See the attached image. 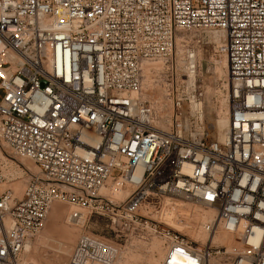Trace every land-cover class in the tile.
Returning <instances> with one entry per match:
<instances>
[{
	"label": "built area",
	"instance_id": "built-area-1",
	"mask_svg": "<svg viewBox=\"0 0 264 264\" xmlns=\"http://www.w3.org/2000/svg\"><path fill=\"white\" fill-rule=\"evenodd\" d=\"M191 39L227 61L220 138ZM151 61L162 63L157 100L142 90ZM0 90V141L37 168L20 197L0 189V264H27L57 200L105 205L158 234L159 264H264V0H0ZM202 209V229L223 243L181 232ZM120 252L83 233L65 264H114Z\"/></svg>",
	"mask_w": 264,
	"mask_h": 264
},
{
	"label": "rangeland",
	"instance_id": "rangeland-1",
	"mask_svg": "<svg viewBox=\"0 0 264 264\" xmlns=\"http://www.w3.org/2000/svg\"><path fill=\"white\" fill-rule=\"evenodd\" d=\"M181 44L182 43H180V47ZM188 46L192 47L196 51L201 65L200 84L204 92V113L206 120V116L209 113L207 109L208 105L214 106V116H216L215 114L218 110V106L222 104V102L227 104L225 75L223 74L224 76H218L216 71V67L224 60V57L212 43L206 44L204 41L191 39L188 41ZM158 64L159 66H156L157 64L155 66L161 67V64ZM152 66L153 65H146V68ZM150 79H152L151 76L148 77L147 81ZM147 81L143 82L142 85L144 96L148 99L157 100L160 96L159 94H162L160 86H156L155 82L147 83ZM3 94L4 91L0 90V100ZM0 154V173L3 175L0 182V189H9L12 193H14V196H18L21 193L22 188L25 187L24 185H26L29 181L30 177L37 172V168H35V165L27 158L15 155L4 145L2 141H0ZM24 159L27 162L29 161L30 167L25 165L23 161ZM13 187L17 188V190L13 189ZM107 187H109V189ZM113 192V190H110V186H106V194L101 192L100 194L106 196H110L111 194L114 199L119 200L125 199L127 196V192L125 191ZM55 203L60 204L64 209L60 222L61 225H56L51 231L46 230L45 227L50 214L48 211L39 234L30 240L29 250H25L23 253V260L27 264H65L76 239L83 233L92 234L119 245L121 252L114 264H159L165 253V250H163V255L162 253L160 255L153 247L154 243L159 242L163 249H165V243L158 234L149 232L147 228H138L120 216L110 214L105 205H103L102 208H98L97 212L90 213L88 208H85L84 206H76L58 200L52 202L51 206ZM76 210L83 214V218L80 220L79 218L73 220L70 219V212ZM113 212L115 213V210ZM66 217H68V221L70 223L66 220ZM187 221L189 223L191 222V229L187 230V228H183L181 232L190 238H194L192 235L198 230L199 218L190 217L187 218ZM65 226L72 230V233L74 234L68 244L65 243L62 237L64 236L62 234L64 232L62 231H64ZM172 226L174 228H179V226ZM60 228H63L61 233L59 231ZM58 234L62 236L60 237ZM220 237L221 236L218 238ZM221 242L223 243V241L217 240V243ZM198 244H200V241ZM219 245L220 244H218V246ZM224 246H226V244H224ZM218 263L226 264L224 260L216 257H213L209 261V264Z\"/></svg>",
	"mask_w": 264,
	"mask_h": 264
},
{
	"label": "bare ground",
	"instance_id": "bare-ground-1",
	"mask_svg": "<svg viewBox=\"0 0 264 264\" xmlns=\"http://www.w3.org/2000/svg\"><path fill=\"white\" fill-rule=\"evenodd\" d=\"M179 38L180 37H178L177 36V39H176V44H177V46L180 48V41H179ZM210 40H213V41H219L220 40V37L217 35V34H210ZM224 57V56H223ZM154 63V64H153ZM157 65H156V64ZM158 63H160L161 64V67H156V66H159V64ZM146 65H153L152 67H155V68H153L154 69V71H155V74L154 75H148V74H146V76H145V80H144V82H146L147 81V79H148V77L149 76H151L152 77V79H150V80H148L147 81V83H149V82H155V84H156V86H157V74H158V72L162 69V63H161V61H151V62H147V63H145V65H144V68H145V72L147 71V69L148 68H150V67H148V68H146ZM156 65V66H155ZM151 67V68H152ZM216 71H217V74H218V76H221V75H227V61H226V58L224 57V60L219 64V66H217L216 67ZM223 75V76H224ZM225 78V77H224ZM160 96H159V98L161 97V95L162 94H159ZM224 101V100H223ZM210 103V102H209ZM220 103H221V101H220ZM207 109H208V111H209V113H208V115L206 116V125H207V127H208V129L210 130V133L213 135V136H217L218 138H220L222 135H223V132L225 131V129L227 128V126H228V117H227V113H228V105L227 104H225L224 102H222V104H220L219 106H218V110L216 111V116H214V106L213 105H208L207 106ZM5 145V144H4ZM6 146V145H5ZM7 147V146H6ZM8 148V147H7ZM9 149V148H8ZM10 150V149H9ZM1 155V154H0ZM20 157H24V158H27L28 160H30L28 157H25V156H20ZM24 161V163H25V165H27V166H29L30 167V163H29V161L27 162L25 159L23 160ZM31 161V160H30ZM32 162V161H31ZM33 163V162H32ZM34 164V163H33ZM35 168H36V166H34ZM33 167V168H34ZM34 168V169H35ZM32 169V168H31ZM35 171V170H34ZM25 186V185H24ZM14 187H16V186H14ZM13 187V189H15V190H17V188H14ZM23 189H24V187L22 188V191H21V193L18 195V196H15V197H20L21 196V194H22V192H23ZM120 191H125V192H127V194H128V190H126V189H121ZM119 191V192H120ZM100 192L101 193H105L106 192V188H101V190H100ZM122 193V192H121ZM14 194V193H13ZM106 194V193H105ZM54 202V201H53ZM52 204V203H51ZM51 204H50V206H51ZM50 206H49V209H48V211L50 212V214H49V218H48V221H47V224H46V230H49V231H51V230H53L54 229V227L56 226V225H58V224H60V222H61V217H62V213H63V208H62V206L60 205V204H58V203H55V204H53L52 206H51V208H50ZM77 211V210H76ZM78 212V211H77ZM71 213V212H70ZM211 214H212V212L210 211V210H204V209H202L201 211H200V213H199V216L198 217H195V218H199V226L196 224L197 223V219H196V223H194V224H196L197 226H198V230H197V232H195V234H193L192 236L195 238V239H198L201 243H205L206 241H210L211 239H213L214 240V242L216 241L217 242V240H220V241H223L224 242V235H216V236H214V237H211V236H207V234L204 232V230L202 229V227H201V224L203 223V222H205V221H208L209 220V217L211 216ZM68 216H69V214H68ZM82 218V217H81ZM80 218V219H81ZM79 219V220H80ZM191 219H193V218H191ZM190 219V220H191ZM66 220L68 221V217H66ZM78 220V221H79ZM195 220V219H194ZM69 222V221H68ZM70 223V222H69ZM191 223V222H190ZM82 224V223H81ZM61 225V224H60ZM62 225H63V223H62ZM195 226V225H194ZM59 227H61V226H59ZM197 228V227H196ZM56 229V228H55ZM57 229H58V227H57ZM61 230H63V228L61 229L60 228V233H61ZM188 230V229H187ZM62 232H64V233H62L64 236H62L63 237V239H64V241H65V243H67L68 244V242L69 241H71V239H72V236L74 235L72 232V230H70L67 226H65V228H64V231H62ZM57 233V232H56ZM59 236H60V234H58ZM60 236V237H61ZM219 236H221L220 238H218ZM74 238V237H73ZM62 239V240H63ZM30 242V241H29ZM29 242H27V244H26V246H25V250H29ZM64 243V242H63ZM222 243V242H221ZM66 244V245H67ZM70 245V244H69ZM163 245V244H162ZM153 247H154V249H155V251L158 253V254H160L161 255V253H162V251L163 250H165V249H163V247L160 245V243L158 242V243H154L153 244ZM153 254V253H152ZM162 255H163V253H162ZM157 258V257H156ZM159 259V258H158ZM154 260V259H153ZM157 260V259H156ZM210 261V260H209ZM156 262V261H155ZM212 263V262H211Z\"/></svg>",
	"mask_w": 264,
	"mask_h": 264
}]
</instances>
